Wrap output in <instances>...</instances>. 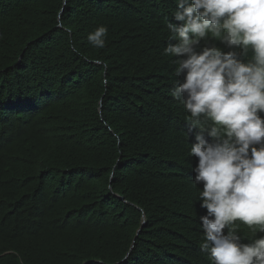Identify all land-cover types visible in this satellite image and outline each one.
<instances>
[{"label": "trees", "instance_id": "1", "mask_svg": "<svg viewBox=\"0 0 264 264\" xmlns=\"http://www.w3.org/2000/svg\"><path fill=\"white\" fill-rule=\"evenodd\" d=\"M175 10L0 0V264H210L188 155L198 130L164 53ZM99 26L103 49L87 40ZM237 225L244 244L261 235Z\"/></svg>", "mask_w": 264, "mask_h": 264}, {"label": "clouds", "instance_id": "2", "mask_svg": "<svg viewBox=\"0 0 264 264\" xmlns=\"http://www.w3.org/2000/svg\"><path fill=\"white\" fill-rule=\"evenodd\" d=\"M175 3L179 23L167 24L164 53L179 58L174 72L183 80L170 95L188 113L189 130H198L188 155L198 158L194 185L203 186L200 249L210 264H264V235L244 244L236 231L243 224L264 234V0ZM107 32L99 26L87 40L103 49Z\"/></svg>", "mask_w": 264, "mask_h": 264}, {"label": "bare ground", "instance_id": "3", "mask_svg": "<svg viewBox=\"0 0 264 264\" xmlns=\"http://www.w3.org/2000/svg\"><path fill=\"white\" fill-rule=\"evenodd\" d=\"M89 29V28H88ZM87 33V32H86ZM1 38V37H0ZM211 40V39H210ZM216 42V41H215ZM214 42V43H215ZM218 43V45H221L220 43H219V41H217ZM1 47V46H0ZM57 65V64H56ZM37 90H38V88H37ZM57 97V96H56ZM58 98V97H57ZM40 101V100H39ZM65 108V107H64ZM153 112V111H152ZM74 113V112H73ZM166 116V115H165ZM169 116V115H168ZM180 120V119H179ZM187 125V124H186ZM176 128V127H175ZM193 138V137H192ZM189 139V138H188ZM210 139V138H209ZM193 140V139H192ZM188 143V142H187ZM21 149V148H20ZM187 149V148H186ZM189 159V158H188ZM192 159V158H191ZM17 161V160H16ZM25 163V162H24ZM16 164H17V162H16ZM196 164V163H195ZM190 179V178H189ZM192 180V179H191ZM38 181V180H37ZM44 182V181H43ZM192 183V182H191ZM153 193V192H152ZM110 197V196H109ZM117 201V200H116ZM197 205V204H196ZM107 207V206H106ZM128 208V207H127ZM202 211V210H201ZM200 211V212H201ZM199 212V209L197 210V213ZM203 212V211H202ZM203 214V213H202ZM199 216H202L201 215V213H200V215ZM126 221V220H125ZM237 225V224H236ZM190 226V225H189ZM238 226V225H237ZM239 229H242V232H244V231H248V232H252V230L251 229H249L246 225H243V224H241L239 227H238ZM244 230V231H243ZM225 231H227V230H225ZM240 232V230L238 231V233ZM117 233V232H116ZM242 234V233H241ZM244 234V235H243ZM242 235H243V237L246 235L245 233H243ZM111 235V234H110ZM240 235V234H239ZM249 235V234H248ZM248 235H247V237H248ZM252 235H253V232H252ZM256 235V234H255ZM262 235V234H261ZM251 236V235H250ZM254 236V235H253ZM159 237V236H158ZM241 237V236H240ZM154 238V237H153ZM250 238H252V237H250ZM245 239V238H244ZM248 239V238H247ZM251 241V240H250ZM57 242V241H56ZM144 244V243H143ZM158 244V243H157ZM150 246V245H149ZM141 247V246H140ZM152 247V246H151ZM46 248V247H45ZM1 249V248H0ZM150 254V253H149ZM10 255V254H9ZM141 255V254H140ZM199 255V254H198ZM206 255L209 257V253L208 252H206ZM203 256V255H202ZM205 256V255H204ZM197 259V258H196ZM187 260V259H186ZM40 262V261H39ZM147 262V261H146ZM139 264V263H138Z\"/></svg>", "mask_w": 264, "mask_h": 264}, {"label": "water", "instance_id": "4", "mask_svg": "<svg viewBox=\"0 0 264 264\" xmlns=\"http://www.w3.org/2000/svg\"><path fill=\"white\" fill-rule=\"evenodd\" d=\"M65 5V3H63V6ZM60 16H61V13L59 14V19H60ZM121 200H122V198H121Z\"/></svg>", "mask_w": 264, "mask_h": 264}]
</instances>
